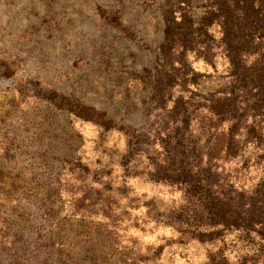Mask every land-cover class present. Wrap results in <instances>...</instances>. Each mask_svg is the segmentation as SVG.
Wrapping results in <instances>:
<instances>
[{"label": "rangeland", "instance_id": "rangeland-1", "mask_svg": "<svg viewBox=\"0 0 264 264\" xmlns=\"http://www.w3.org/2000/svg\"><path fill=\"white\" fill-rule=\"evenodd\" d=\"M168 5L196 26L216 7L213 0H0V264H44L48 255L46 264H206L210 254L264 264L254 232L226 231L203 245L172 230L194 200L156 169L175 137L190 135L204 153L215 148L214 130L226 124L208 108L230 78L214 24L184 65L181 50L165 60L174 89L154 100L145 70L154 75L164 63ZM61 96L84 116L76 101L144 130H106L99 116L58 111ZM175 104L189 109V133L170 117ZM259 133L260 149L250 144L243 159L218 164L235 183L237 171L245 188L264 177V163L253 165L263 153Z\"/></svg>", "mask_w": 264, "mask_h": 264}, {"label": "trees", "instance_id": "trees-1", "mask_svg": "<svg viewBox=\"0 0 264 264\" xmlns=\"http://www.w3.org/2000/svg\"><path fill=\"white\" fill-rule=\"evenodd\" d=\"M213 3L216 7L208 11L197 26L190 13L182 14L178 20L174 8L169 5L165 7L164 37L158 57L159 62L164 60V63L156 67L154 75L148 69L145 74L154 77V100L161 101L174 89L173 75H169L168 71L165 73V60L181 50L180 62L184 65V56L196 48L200 37L208 39L209 28L218 24L229 63L230 85L211 96L212 105L208 111L211 119H217L219 126L226 124V129H221L219 134H216L218 128L214 130L219 138L217 142L215 140V148L209 147L207 153L197 149L190 135L186 138L175 137L169 142L171 147L164 149L163 162L156 172L165 174L164 180L186 189L194 200L190 210H182L179 221L174 222L172 227L177 234L187 231L185 238L188 242L213 245L224 232L241 231L247 234L254 232L264 244V177L257 184L245 188L237 182L240 179L237 171L235 183L230 177H224L218 166L220 162L243 159L250 144L256 150L263 145V136L259 132L264 128L258 119L264 115V0H213ZM3 66L9 73L7 64L3 63ZM145 74L141 77L145 78ZM196 78L195 75L192 82H196ZM60 99V102H56L58 111L74 113L86 121H95L94 116H99L103 118L101 126L106 130L116 129L125 134L144 130L143 125L137 127L123 120L117 122L107 111L76 101L74 106L88 113L84 116L75 111V107L65 108L63 103L68 97L61 96ZM180 110L181 105L175 104L170 110V117L188 132L191 114L188 108ZM248 117L252 119L250 125ZM219 144L221 149L216 151ZM262 152L260 155L257 153L253 164L258 170L264 163V146ZM51 241L52 245H56L54 236H51ZM48 256L44 264L50 261ZM206 264L229 262L222 254H210Z\"/></svg>", "mask_w": 264, "mask_h": 264}]
</instances>
